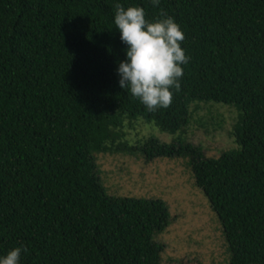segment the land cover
Wrapping results in <instances>:
<instances>
[{
  "label": "trees",
  "instance_id": "obj_1",
  "mask_svg": "<svg viewBox=\"0 0 264 264\" xmlns=\"http://www.w3.org/2000/svg\"><path fill=\"white\" fill-rule=\"evenodd\" d=\"M117 3L150 21L166 13L184 33L189 59L166 109L149 112L118 85ZM201 103L237 111L234 147L217 157L185 141ZM142 124L178 135L136 150L146 162L190 157L229 264H264V0H0V255L21 247V264H159L165 203L108 195L96 164L130 150Z\"/></svg>",
  "mask_w": 264,
  "mask_h": 264
},
{
  "label": "rangeland",
  "instance_id": "obj_2",
  "mask_svg": "<svg viewBox=\"0 0 264 264\" xmlns=\"http://www.w3.org/2000/svg\"><path fill=\"white\" fill-rule=\"evenodd\" d=\"M211 104L223 108L197 105L189 128L190 138L185 140L201 147L206 158L217 157L234 147L230 132L237 111L224 104ZM148 137L165 144L179 142L178 135L161 132L153 124H142L126 139L130 150L96 156L105 192L118 198L165 203L170 224L154 236L156 242L164 245L159 264L185 258L198 260L200 264H229L230 252L222 225L203 191L195 185L190 157L156 158L146 162L144 153L136 150V143Z\"/></svg>",
  "mask_w": 264,
  "mask_h": 264
},
{
  "label": "clouds",
  "instance_id": "obj_3",
  "mask_svg": "<svg viewBox=\"0 0 264 264\" xmlns=\"http://www.w3.org/2000/svg\"><path fill=\"white\" fill-rule=\"evenodd\" d=\"M152 7L160 0H150ZM114 29L126 46L124 59L117 62L118 85L126 93L154 112L166 109L173 102V92L181 91L182 65L188 63L181 42L184 33L174 18L161 13L150 21L143 7L125 8L117 3L113 17ZM27 249L15 247L0 255V264H21Z\"/></svg>",
  "mask_w": 264,
  "mask_h": 264
}]
</instances>
